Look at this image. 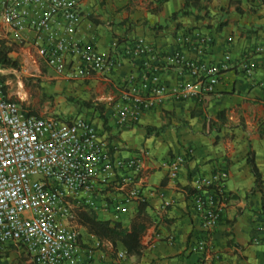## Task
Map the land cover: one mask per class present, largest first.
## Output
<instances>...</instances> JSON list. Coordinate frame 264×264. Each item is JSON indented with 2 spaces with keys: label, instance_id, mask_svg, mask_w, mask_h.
<instances>
[{
  "label": "crops",
  "instance_id": "1",
  "mask_svg": "<svg viewBox=\"0 0 264 264\" xmlns=\"http://www.w3.org/2000/svg\"><path fill=\"white\" fill-rule=\"evenodd\" d=\"M74 1L77 20L69 23L60 18L55 24L66 44L92 45L97 52L109 55L113 41L118 42L120 51L131 39L142 37L147 55L122 59L108 71L84 79L70 77L37 62L36 34L23 32L25 46L4 43L11 49L8 55L20 56L22 64L15 68L0 62V73L12 75L10 79L0 76L10 97L26 93L25 83L18 78L22 71L43 79V100L59 105L49 107L42 101L43 107H24L29 114L90 120L116 160L136 161L146 154L142 157V186L144 211L151 220L141 238V252L128 254L120 242L113 246L105 241L95 251L96 260L100 264H264V244L251 240L258 213L264 209V0ZM186 2L188 13L182 15ZM184 33L194 39H180ZM196 36L211 39L202 55ZM176 55L217 65L214 89L177 99L172 91L178 85L197 84L175 61ZM163 65L164 97L144 109L134 124H122L110 100L116 86L131 75L146 93L153 86L151 67ZM148 127L163 129L148 132ZM177 155L184 160L177 178L170 180L168 162ZM251 157L256 173L249 163ZM220 164L226 165L229 173L225 183L229 202L211 240L199 249L203 231L192 209V181L196 176L209 178ZM138 206L130 204L128 215L120 221L123 227L130 225ZM93 212L97 219L110 221V211ZM79 230L91 245L88 230ZM14 246L7 248L8 257L0 258V264H15V255L20 264H34L23 248Z\"/></svg>",
  "mask_w": 264,
  "mask_h": 264
},
{
  "label": "built area",
  "instance_id": "2",
  "mask_svg": "<svg viewBox=\"0 0 264 264\" xmlns=\"http://www.w3.org/2000/svg\"><path fill=\"white\" fill-rule=\"evenodd\" d=\"M78 16L74 0H0V41L22 47L27 43L22 33L33 31L37 62L81 79L106 72L122 59L147 55L142 37L131 39L120 51L118 42L113 41L114 50L109 55L97 52L92 45L66 44L55 24L60 18L73 23ZM193 37L184 33L180 39L191 42ZM197 41L202 55L211 39L198 36ZM174 58L197 84L178 85L172 91L177 99L214 89L217 65L179 55ZM165 69V65L151 67L153 86L146 93L140 91V83L131 75L119 82L110 100L122 124H134L144 109L164 97L167 88L160 71ZM143 156L146 154L136 161L112 158L88 119L29 114L8 95L0 76V247L19 244L34 264H100L95 251L101 248V242L88 231L92 244L88 243L75 213L79 209L107 210L110 222L120 223L128 215L130 204L144 203ZM183 160L184 156L177 155L168 162L170 180L177 178ZM228 177L226 165L220 164L209 178L196 176L192 181V209L203 231L199 249L209 243L226 211ZM135 179L136 184L128 187ZM114 190L121 197L112 195ZM251 240L264 244V209L258 213Z\"/></svg>",
  "mask_w": 264,
  "mask_h": 264
},
{
  "label": "trees",
  "instance_id": "3",
  "mask_svg": "<svg viewBox=\"0 0 264 264\" xmlns=\"http://www.w3.org/2000/svg\"><path fill=\"white\" fill-rule=\"evenodd\" d=\"M187 6L188 4L186 2L180 14L183 15L188 13ZM176 16L177 13L173 15V17ZM222 25L223 23H221L219 27ZM10 50V48L4 45L3 41H0V62L5 66L17 67V60L8 55ZM162 129L163 127L156 129L148 127L147 131L159 133ZM249 163L253 172L256 173L253 157L250 158ZM144 207V203L139 204L137 213L128 227H123L119 222L112 223L106 220H99L93 211L87 209L77 210L75 213V220L79 226L86 228L90 233L94 234L101 243L106 241L115 246L117 242H120L125 247L126 253L139 254L141 252V238L151 220L144 211Z\"/></svg>",
  "mask_w": 264,
  "mask_h": 264
},
{
  "label": "rangeland",
  "instance_id": "4",
  "mask_svg": "<svg viewBox=\"0 0 264 264\" xmlns=\"http://www.w3.org/2000/svg\"><path fill=\"white\" fill-rule=\"evenodd\" d=\"M12 58H16L17 61H19L18 64H20V65L22 64V63H20V61H21L20 60L21 59L20 56H17V57L13 56ZM18 69H19V71L24 70V69H21L20 67ZM31 71H33V70H31ZM0 75L8 77L11 74L10 73H5V74H1L0 73ZM11 76L8 77V78L10 79ZM18 78L23 80V82L25 83L24 89H25L26 93H24V92H22L21 94L15 93V94H13L12 97H13L14 100L18 101L23 108L26 107V108L29 109L31 106L43 107L44 104L48 105L49 107H52V106H55V105H59V103H56L53 100L45 101L46 97L44 96V93H43V87L40 84L41 82H43V81H41L43 79H41L40 76H37V75L28 76V74H26L25 72L23 73V71H22V73L20 75L18 74ZM25 78H28L29 80L26 81ZM12 83H13V81H12ZM43 99H45V100H43ZM42 101H44L43 102L44 104L42 103ZM12 245L14 246L15 244H10L9 246H4V247L1 246L0 247V258L8 257V252L9 251L7 250V248H9ZM16 245L20 246L19 244H16ZM14 247L17 248L16 246H14ZM14 259H15L14 260L15 264H20V261H19L20 258H19L18 255L17 256L15 255Z\"/></svg>",
  "mask_w": 264,
  "mask_h": 264
}]
</instances>
